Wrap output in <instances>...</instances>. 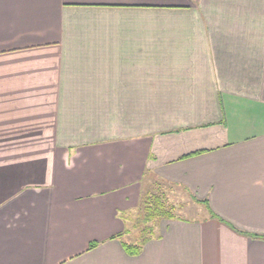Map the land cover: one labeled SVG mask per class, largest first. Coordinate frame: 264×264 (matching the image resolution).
<instances>
[{"label": "crops", "instance_id": "obj_1", "mask_svg": "<svg viewBox=\"0 0 264 264\" xmlns=\"http://www.w3.org/2000/svg\"><path fill=\"white\" fill-rule=\"evenodd\" d=\"M0 264H264V0H0Z\"/></svg>", "mask_w": 264, "mask_h": 264}, {"label": "trees", "instance_id": "obj_2", "mask_svg": "<svg viewBox=\"0 0 264 264\" xmlns=\"http://www.w3.org/2000/svg\"><path fill=\"white\" fill-rule=\"evenodd\" d=\"M169 195L162 188V186H157L156 189L151 190L143 196V203L141 204V215L139 218L140 224L145 222L149 224L148 230H152V224L150 222L156 221L161 218H176L178 217L175 212V206L170 203ZM151 232V231H150ZM149 232V233H150ZM148 233L143 239L147 237ZM96 243H92L94 246ZM125 248L128 249L130 253H138L142 248V243H125Z\"/></svg>", "mask_w": 264, "mask_h": 264}, {"label": "rangeland", "instance_id": "obj_3", "mask_svg": "<svg viewBox=\"0 0 264 264\" xmlns=\"http://www.w3.org/2000/svg\"><path fill=\"white\" fill-rule=\"evenodd\" d=\"M170 192H171V195H169V200L171 201L170 203L175 206V212L177 213V215L189 214L188 213L189 210L181 209V206H184L186 204L190 205L193 202L192 199L188 197V195H186V192L182 190V188H178V187L171 189ZM130 225L132 227V224H129V226ZM148 225L147 224H135L137 228L132 229L130 235L138 236V243L142 242L145 235L150 232V230H148V227H147ZM132 242L136 244L137 239L132 240Z\"/></svg>", "mask_w": 264, "mask_h": 264}]
</instances>
